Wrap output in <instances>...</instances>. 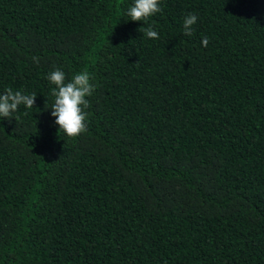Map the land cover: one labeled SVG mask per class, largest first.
I'll return each instance as SVG.
<instances>
[{"label": "trees", "instance_id": "16d2710c", "mask_svg": "<svg viewBox=\"0 0 264 264\" xmlns=\"http://www.w3.org/2000/svg\"><path fill=\"white\" fill-rule=\"evenodd\" d=\"M0 264H264V0H0Z\"/></svg>", "mask_w": 264, "mask_h": 264}]
</instances>
